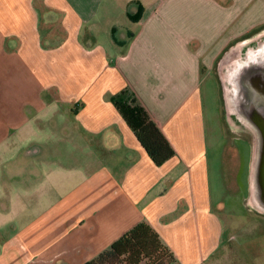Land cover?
<instances>
[{
	"label": "crops",
	"instance_id": "0c3cea01",
	"mask_svg": "<svg viewBox=\"0 0 264 264\" xmlns=\"http://www.w3.org/2000/svg\"><path fill=\"white\" fill-rule=\"evenodd\" d=\"M263 25L264 0H0V264H85L142 221L175 264H211L232 217L264 216L214 196L200 89ZM127 87L176 151L162 165L112 101Z\"/></svg>",
	"mask_w": 264,
	"mask_h": 264
},
{
	"label": "rangeland",
	"instance_id": "374dc122",
	"mask_svg": "<svg viewBox=\"0 0 264 264\" xmlns=\"http://www.w3.org/2000/svg\"><path fill=\"white\" fill-rule=\"evenodd\" d=\"M263 34L264 25L234 41L226 51L233 46L247 45ZM223 54L215 65V72L218 74ZM219 81L214 76L202 82L200 86L206 110L210 111V134L213 136L214 147L216 146V150L213 151L214 147L211 149V184L213 191L215 190L214 196H223L221 199L223 202L226 198L231 201L236 200L239 206L242 205V198L246 197L245 202L253 208L250 203V171L254 152V135L228 117L224 99L223 102L221 101L222 83ZM221 103L225 123L221 121ZM217 144L222 145L217 147ZM247 209H244V214L232 217L241 231L235 233L236 238H232L231 234L226 235L227 240L225 239L211 264H264L262 241L249 242L251 237L260 232L262 224L264 226L258 218L264 219V216L255 212L250 214Z\"/></svg>",
	"mask_w": 264,
	"mask_h": 264
},
{
	"label": "water",
	"instance_id": "95a60500",
	"mask_svg": "<svg viewBox=\"0 0 264 264\" xmlns=\"http://www.w3.org/2000/svg\"><path fill=\"white\" fill-rule=\"evenodd\" d=\"M219 75L228 117L254 135L250 203L264 214V34L228 49Z\"/></svg>",
	"mask_w": 264,
	"mask_h": 264
},
{
	"label": "trees",
	"instance_id": "16d2710c",
	"mask_svg": "<svg viewBox=\"0 0 264 264\" xmlns=\"http://www.w3.org/2000/svg\"><path fill=\"white\" fill-rule=\"evenodd\" d=\"M141 15L142 7L133 19L137 21ZM112 101L156 165L164 164L176 154L133 90L123 89L112 96ZM176 261L174 252L163 242L158 231L142 221L85 264H175Z\"/></svg>",
	"mask_w": 264,
	"mask_h": 264
}]
</instances>
